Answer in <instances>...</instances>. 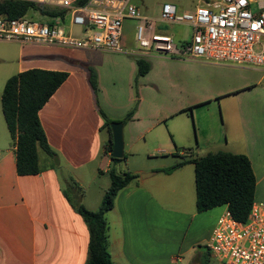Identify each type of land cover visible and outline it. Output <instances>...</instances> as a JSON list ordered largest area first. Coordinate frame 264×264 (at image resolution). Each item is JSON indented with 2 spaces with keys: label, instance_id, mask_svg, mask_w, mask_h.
Masks as SVG:
<instances>
[{
  "label": "crops",
  "instance_id": "crops-1",
  "mask_svg": "<svg viewBox=\"0 0 264 264\" xmlns=\"http://www.w3.org/2000/svg\"><path fill=\"white\" fill-rule=\"evenodd\" d=\"M70 18L69 14L50 16L46 23H61L81 36L82 28L72 24ZM152 19L156 20L154 29L162 31L160 21ZM135 24L132 18L123 20L121 43L126 48L136 45ZM190 34L191 27L185 36L172 35L180 41ZM19 43L22 57L18 60L17 72L41 68L65 71L67 77L38 113L47 141L58 158L54 163V156L38 148L41 169L38 173H17L16 147L10 135L5 134L8 129L0 108L5 125L3 128L0 122V264H84L88 228L65 197L61 175L65 174L83 189L91 186L98 175H108L107 170L113 163L105 145L112 140V133L104 125L102 113L119 121L138 99L134 116L123 128L137 119L136 113L140 115L139 89L134 81L136 60L140 57L93 48ZM110 62L116 65L112 72L117 82L112 88L106 87L103 70L104 64ZM88 66L96 71V90L89 83ZM263 79L264 74L257 82ZM252 87L248 85L232 94ZM124 89L129 94L126 104L121 98ZM224 92L227 91L221 94ZM184 111L186 107L178 113ZM234 115L235 121L225 131L224 138L237 144L238 148L231 152L244 153L249 158L256 180L254 201H263L257 192L262 191L264 182V109L242 106ZM212 138L209 133H198L197 141L210 142ZM197 156L200 155L194 149L176 153L172 165ZM172 165L130 171L136 177L116 194L112 208L106 212L107 250L113 264H187L190 259L192 264H201L203 255L213 256L208 249L209 238L227 205L222 204L224 210L216 208V212L209 211L220 205L197 211L194 164L186 161L169 173L158 171ZM101 202L102 199L96 209H88H99Z\"/></svg>",
  "mask_w": 264,
  "mask_h": 264
},
{
  "label": "rangeland",
  "instance_id": "rangeland-1",
  "mask_svg": "<svg viewBox=\"0 0 264 264\" xmlns=\"http://www.w3.org/2000/svg\"><path fill=\"white\" fill-rule=\"evenodd\" d=\"M200 1L205 0H130L141 15L152 18L159 17L161 7L165 3H173L183 11H192ZM26 17L45 23L50 20V16L40 14L39 11H30ZM159 23L162 31L172 33L176 38L190 33V27L185 24L161 21ZM20 47L17 41L0 40V93L6 79L17 72L18 60L22 57ZM120 54L127 55L124 52ZM146 58L151 61L152 68L137 81L140 115L136 113L137 119L123 128L126 157L113 165L117 172H133L140 168L149 169L151 166L172 165L175 162L174 154H181L189 149H194L196 155H203L209 151H234L238 148L233 141L226 142L225 131L227 132L235 121L234 113L239 107L264 109V79L261 83L257 82L264 74V68L157 53H151ZM104 65V82L106 87L112 88L117 82L112 72L116 65L112 62ZM3 75H8L5 80H1ZM248 85L253 87L232 94ZM230 89L233 90L228 92ZM124 90L121 98L126 104L129 94L127 89ZM221 91L227 92L221 94ZM185 107L186 111L178 113ZM0 122L4 128L1 109ZM204 132L213 137L210 142L197 141L198 133ZM5 134L8 137L9 131ZM57 161L58 158L54 156L53 162ZM64 175H61L63 187L66 186V181L74 182ZM109 185L108 175H98L91 186H85L84 189L80 186L81 202L87 208L96 209ZM261 186L262 191L258 189L257 196L264 201V182ZM69 195L73 201H77L79 197L73 191H69ZM216 208L224 210V205L209 212H216ZM202 231L203 225L201 233ZM190 260L187 264H192ZM201 262L225 264L217 257L208 255H203Z\"/></svg>",
  "mask_w": 264,
  "mask_h": 264
},
{
  "label": "built area",
  "instance_id": "built-area-1",
  "mask_svg": "<svg viewBox=\"0 0 264 264\" xmlns=\"http://www.w3.org/2000/svg\"><path fill=\"white\" fill-rule=\"evenodd\" d=\"M29 1L64 9L83 34H74L61 23L0 14V40L101 49L142 58L151 53L179 55L264 68V0H205L192 11L165 3L158 21L191 27L189 38L180 41L155 30L156 20L141 15L130 0H88L80 5L76 0ZM125 18L136 20V45L130 48L121 43ZM208 249L225 264H264V202L254 201L245 221L224 210L211 232Z\"/></svg>",
  "mask_w": 264,
  "mask_h": 264
},
{
  "label": "trees",
  "instance_id": "trees-1",
  "mask_svg": "<svg viewBox=\"0 0 264 264\" xmlns=\"http://www.w3.org/2000/svg\"><path fill=\"white\" fill-rule=\"evenodd\" d=\"M88 0H76L77 4H84ZM30 11L51 17H63L66 11L62 8L37 4L29 0H0V14L10 18L27 16ZM137 71L135 86L138 78L147 73L151 63L145 58L136 60ZM88 80L93 90L97 89V74L93 67L88 66ZM67 72L29 68L9 76L1 92V107L9 135L15 144V165L19 175L38 173L41 169L38 163V148L49 156L56 153L50 147L44 129L39 119V110L66 79ZM138 104L135 100L131 109L119 120L123 124L132 119ZM104 125L111 134L110 123L113 121L104 113ZM105 150L112 151L111 138L105 145ZM110 159L113 165L123 158ZM186 161L194 164L195 194L197 211H205L217 205L226 204L232 216L245 221L255 195V175L249 158L244 153L226 150L207 152L190 160H181L172 166L158 169L165 173L181 166ZM108 170L110 185L105 190L101 206L97 210H90L81 202V188L76 182L66 181L63 193L71 203L73 209L85 221L89 239L87 258L84 264H113L107 250L108 221L106 212L112 208L116 194L128 185L136 175L130 171L117 172L114 166ZM69 191L78 194L77 201H73Z\"/></svg>",
  "mask_w": 264,
  "mask_h": 264
},
{
  "label": "water",
  "instance_id": "water-1",
  "mask_svg": "<svg viewBox=\"0 0 264 264\" xmlns=\"http://www.w3.org/2000/svg\"><path fill=\"white\" fill-rule=\"evenodd\" d=\"M110 128L112 133L111 157L123 158L125 155L124 139H123V123L121 121H112L110 123Z\"/></svg>",
  "mask_w": 264,
  "mask_h": 264
}]
</instances>
